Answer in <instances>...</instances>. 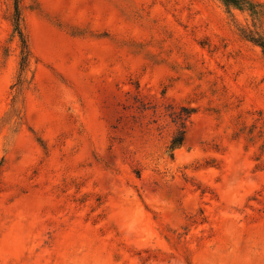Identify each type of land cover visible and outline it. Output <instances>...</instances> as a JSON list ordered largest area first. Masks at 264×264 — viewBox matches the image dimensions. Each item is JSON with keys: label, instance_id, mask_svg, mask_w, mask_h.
Wrapping results in <instances>:
<instances>
[{"label": "rangeland", "instance_id": "rangeland-1", "mask_svg": "<svg viewBox=\"0 0 264 264\" xmlns=\"http://www.w3.org/2000/svg\"><path fill=\"white\" fill-rule=\"evenodd\" d=\"M19 1L21 91L15 0H0V264H264L250 14L221 0Z\"/></svg>", "mask_w": 264, "mask_h": 264}, {"label": "trees", "instance_id": "trees-1", "mask_svg": "<svg viewBox=\"0 0 264 264\" xmlns=\"http://www.w3.org/2000/svg\"><path fill=\"white\" fill-rule=\"evenodd\" d=\"M224 5L230 10L233 8L247 11L253 20V28H247L241 34L242 36L259 46L264 54V31L262 30V19L264 17V4L257 2L255 0H221ZM22 12L20 7V1L15 0L14 5V15H13V26L14 33L18 36L20 47H21V56H20V72L18 75L17 82L15 84L16 89L21 91L24 83L27 82L26 72L29 68L31 51L29 48V43L27 36L25 35L22 28ZM186 118H189L196 110L195 108H184ZM182 129L177 133V135L172 139L170 150L171 157L174 156V151L179 148L185 139V127L186 122L182 123Z\"/></svg>", "mask_w": 264, "mask_h": 264}]
</instances>
